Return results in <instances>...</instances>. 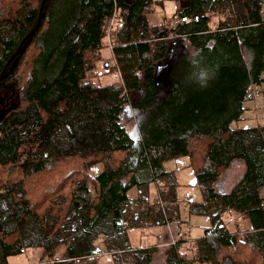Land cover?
Here are the masks:
<instances>
[{
    "label": "trees",
    "instance_id": "16d2710c",
    "mask_svg": "<svg viewBox=\"0 0 264 264\" xmlns=\"http://www.w3.org/2000/svg\"><path fill=\"white\" fill-rule=\"evenodd\" d=\"M165 1L175 0H0V264L25 249L53 255L58 244L67 252L54 264L103 252L122 264L127 192L167 178L165 166L182 157L203 198L257 234L252 244L238 228L215 230L206 241L214 264H263L264 124H236L264 86V0H184L177 17L186 22L149 24ZM108 29L117 86L87 74ZM234 161L244 173L222 196L214 186ZM183 245L168 247V264L189 262Z\"/></svg>",
    "mask_w": 264,
    "mask_h": 264
},
{
    "label": "crops",
    "instance_id": "0c3cea01",
    "mask_svg": "<svg viewBox=\"0 0 264 264\" xmlns=\"http://www.w3.org/2000/svg\"><path fill=\"white\" fill-rule=\"evenodd\" d=\"M155 7H161V5ZM184 7L185 5L182 3L180 8ZM169 164V166L172 165V163ZM181 165L180 167L175 165V167L171 168H167L166 165L165 169L171 172L170 176L144 186L133 187L127 192L128 201L122 208L125 214L124 223L127 226L122 240L124 245V249L121 250L123 253L122 259H125L122 264H156L158 263L157 260L161 261L162 264H168L167 258L171 251L167 247L153 250L146 248L150 245L148 244L150 242L151 244L154 242L160 243L167 239L169 236L165 232L166 228H172L173 239L182 241L184 244L187 242L188 253L185 256L186 260L189 261L187 264H214L210 249L206 246V241L211 238L213 232L218 228L221 231H233L238 228L240 231L237 233L238 236L243 234L252 244L258 242L257 234L248 231L246 219L233 209L220 212V208H222L221 200L213 202L203 198L201 191L196 186L193 171L187 167L188 160L183 161ZM232 188L225 192L219 190L217 193L223 196L229 193ZM90 191L94 195V190L90 188ZM259 194L264 198L263 187L259 189ZM147 198L151 203L155 198L160 199V204L165 210L167 219L165 218L164 220V217L153 211H146L143 200ZM217 214H219L220 219V225L218 226L217 223L211 221L210 217V215ZM108 244L109 247L112 246L110 240H108ZM93 245L97 246L99 250L101 249V252L105 251L103 234H98ZM57 247H60L61 251H59L55 259L63 258L67 252L66 245H56L53 249V254ZM26 253L32 254L38 259L44 254L41 248L27 249V252L26 249L20 250L18 254ZM261 254L264 258V252L262 253L261 251ZM97 256L85 258L81 260L80 264H100L101 260ZM109 257V259H102L103 264H116L114 257L112 255H109Z\"/></svg>",
    "mask_w": 264,
    "mask_h": 264
},
{
    "label": "rangeland",
    "instance_id": "374dc122",
    "mask_svg": "<svg viewBox=\"0 0 264 264\" xmlns=\"http://www.w3.org/2000/svg\"><path fill=\"white\" fill-rule=\"evenodd\" d=\"M184 4L186 6V3L184 0H175L173 1H166L163 2L161 7H152L149 11V13L146 15L147 20L149 24L152 25H158V24H163L166 21H170L171 19H174L178 16V12L180 11V5ZM215 21V20H214ZM116 23L113 22V25ZM109 38L104 39V44L105 47L100 51V57H101V62L97 63L95 66V69L88 72V75H91V82L93 84H110L114 82V73L115 70L109 71L112 69V66L114 65L112 54H111V49L108 46V41L110 39V33L109 35L107 34ZM109 71V73H108ZM166 69L161 68L157 74V84L159 88H164L165 83H166ZM257 91L256 96L252 95V99L247 101L245 103V107L247 111L243 115V121L239 122L236 124L237 126H254V125H263L264 124V86L263 87H255L252 89L251 93ZM2 111L0 112L1 115ZM126 129L128 133L132 134V128L134 126L133 122L129 120L128 122L125 123ZM234 127V126H233ZM187 160V158L182 157L177 160H173L172 165L169 166L167 164V168L175 167V165H178L179 167L182 166L181 164L183 161ZM102 170L101 164H96L90 169V175L94 176L98 174ZM244 173V166L241 162L236 161L232 163L223 173L219 176L218 181L216 182L214 189L219 192H225L228 191L230 188H232L233 185L237 183V181L242 177ZM220 182V183H219ZM219 183V184H218ZM90 188L93 189V186L90 185ZM264 188V187H263ZM153 196V194H151ZM157 197V196H156ZM157 199V198H155ZM155 199L152 200V204L154 205ZM166 216V215H165ZM165 232L168 234V238L163 240L162 242H154L153 244H150L147 249H154L156 248H164V247H169L171 244H169L171 241H175L176 239H173L174 236L172 234V228L168 229L166 228ZM240 237H244L242 234ZM155 248V249H156ZM182 250H184V255H187L188 253V244L187 242L183 245ZM59 251H61L60 247H57L55 250V253L53 255L51 254H45L39 259L32 254H18L14 256H10L9 259L7 260V263L9 264H54V260L57 257ZM235 251V248L233 252ZM27 252V249H26ZM264 251H262L263 253ZM106 253V252H105ZM102 254V253H100ZM182 254V253H181ZM109 255L112 254H105L97 256L98 259L100 258L101 263L103 264L102 259H109ZM260 257H262V254L260 252ZM263 259V260H262ZM249 260V259H248ZM259 260V258H258ZM264 261V258H261V262ZM158 263L160 264L159 260H157ZM258 264L257 262L251 263V264ZM162 264V262H161Z\"/></svg>",
    "mask_w": 264,
    "mask_h": 264
},
{
    "label": "built area",
    "instance_id": "2783aa9c",
    "mask_svg": "<svg viewBox=\"0 0 264 264\" xmlns=\"http://www.w3.org/2000/svg\"><path fill=\"white\" fill-rule=\"evenodd\" d=\"M113 22H114L113 19H110L108 21V27H111L113 25ZM184 22H186V19L185 18H183V17L182 18L181 17H176V18H174V19L171 20V25H172V27H177V26L181 25ZM109 29L107 30V34L108 35H109ZM107 34H106V38H109L107 36ZM120 82H121L120 74H119V72L117 70H115V73H114V84H115V86L120 85ZM256 93H257V91L253 92L252 95L253 96H256ZM154 203H155L154 204L155 205V208H159L161 206L160 201H159L158 198L155 199ZM240 238L242 239V237H240ZM169 244H174V241H171ZM233 250H234V248H233ZM181 252H182V254H185L184 253V250H181ZM105 254L107 255L109 253H107V252L106 253L105 252L102 253V255H105Z\"/></svg>",
    "mask_w": 264,
    "mask_h": 264
},
{
    "label": "water",
    "instance_id": "95a60500",
    "mask_svg": "<svg viewBox=\"0 0 264 264\" xmlns=\"http://www.w3.org/2000/svg\"><path fill=\"white\" fill-rule=\"evenodd\" d=\"M167 67H168L167 64H165L164 66L159 67V68H158V71H157V74H158L159 70H161V68H165V69H167Z\"/></svg>",
    "mask_w": 264,
    "mask_h": 264
}]
</instances>
